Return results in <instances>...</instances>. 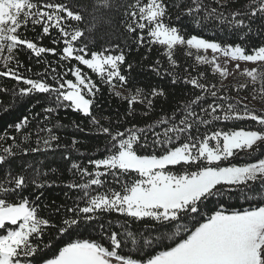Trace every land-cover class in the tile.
I'll return each mask as SVG.
<instances>
[{"label": "snow or ice", "instance_id": "obj_1", "mask_svg": "<svg viewBox=\"0 0 264 264\" xmlns=\"http://www.w3.org/2000/svg\"><path fill=\"white\" fill-rule=\"evenodd\" d=\"M100 23L122 44L93 50ZM29 25L41 27L38 41L55 30L52 44L62 48L33 42ZM133 47L145 49L144 60L155 49L148 70L190 86L189 98L143 126L121 129L110 118L105 126L93 113L103 87L127 101L124 120L136 105L148 116L167 99L162 87H127ZM26 50L38 64L42 54L58 59L32 78L19 71L17 52ZM178 52L193 63L182 66ZM0 66V77L23 85L11 90L14 103L37 94L47 101L8 126L23 133L19 142L0 134V264H264V113L239 95L250 89L264 101V0H0ZM230 76L245 81L226 84ZM68 109L90 118L89 134L105 137L86 163L80 142L62 145L54 131L67 127L52 121ZM58 150L74 177L62 185L43 159H21ZM54 185L68 189L64 203L42 201Z\"/></svg>", "mask_w": 264, "mask_h": 264}, {"label": "trees", "instance_id": "obj_2", "mask_svg": "<svg viewBox=\"0 0 264 264\" xmlns=\"http://www.w3.org/2000/svg\"><path fill=\"white\" fill-rule=\"evenodd\" d=\"M79 2L87 4L89 6L91 5V0H79ZM243 2L244 0H241V3ZM113 15L119 17V14L117 13H113ZM87 19L88 17L86 14V20ZM114 23H117L118 26V20L114 21ZM80 26L84 27L83 24H81ZM41 31L42 29L40 26L37 25L35 27V31H32V26L29 25L28 30L24 32V34L29 39H32L33 42L38 43L39 46L49 47V48L56 47L58 51L60 48H62V44L61 45L52 44V39L57 35L55 30H52L51 36H46L44 37L43 40H39V41L36 40L35 38L40 34ZM120 31L122 32L123 30L121 29ZM189 31H192L191 27H189ZM109 32H114V30L111 29L107 24L100 23L96 31L91 34V36L95 38L96 43L94 46H90V47H93V50H98L101 46H103L105 43L109 41L113 44L116 43L122 44V39L118 37V34L116 38H113L112 36L107 35V33ZM88 35L89 34L86 33V36ZM101 37H103V39H101ZM208 38H212V37L209 36ZM85 42L87 41L85 40ZM251 42L252 44H257L260 41L256 40L255 38H252ZM144 54H145V49L141 48L139 51H137L135 47H133L131 52L127 53V62L132 63L134 65L130 74L125 71L126 75H130V81L127 87L132 88L133 90L136 87H141L144 88L145 90H150L152 87H157V86L162 87L167 93V99L163 97L158 98L155 102V109H156L155 112L150 113L148 116L142 115L141 106L136 105L137 113L135 117L124 120L122 118L125 116L128 108L127 101H123L117 97L110 96L108 94V89L106 87H103L102 93L96 101L99 107L94 108L93 113L94 115H96L98 118L101 119V123H103L105 126H108V119L105 118H110L113 124H115V121L117 119H121V124H120L121 129H123L124 127H128L131 124H137L143 126L146 123H150L151 121L156 120L161 115V109H163L164 112H171V110L174 109L178 103L183 102L184 100L189 98L185 96V93L191 92L190 86H185L180 83L172 84L168 77L161 79L148 70V65L152 64L158 56V53L155 49L152 51V53L150 54L147 60L143 59ZM5 55H7V53H5ZM17 58L24 65V67L19 69V71L24 73L26 76H30L32 78H36L35 73L44 70V68L47 66L45 61H55L58 59V57L53 56L50 53L42 54V58H40L41 62L38 64L36 62L38 58H36L34 54H31L30 50L18 51ZM177 59L181 62L182 66L185 64V62H187L188 64L193 63L192 59L185 57L181 52L177 53ZM12 66L15 67V64L13 63ZM81 67L83 68V66ZM165 67H167L166 63H165ZM28 68H31L32 71L27 72L26 69ZM0 70H3L2 66H0ZM57 70L61 72L64 71V69L62 68H58ZM201 70L207 72L208 80L215 82L218 79V77H214L211 75L210 69H208L207 66H203ZM89 75H92L93 79H96L94 74L89 72ZM67 78L74 79L71 75H69ZM225 83L236 84L234 81L231 82L225 81ZM22 86H23L22 84L17 85V83L11 78L0 77V87L9 90L7 92L0 91V134H2L5 130H7L10 135L16 136L18 142L20 141L23 133L17 135L14 132V130L10 129L8 126L16 123L23 116L29 115V109H31L32 113H36V112H40L41 108L47 106V101L45 100V94H37L36 96L26 98L23 103H14V98L11 90L13 88H18ZM231 95L236 96L237 93L232 92ZM239 95L247 96L248 101L246 102L249 103L251 107L264 113V111L260 110L253 103L250 89L241 91ZM37 100H39L40 103L36 104L35 108H32L31 105L35 104ZM4 109H7V111H5ZM89 119L90 118L84 117L80 113L68 109V110L59 111L58 115L54 117L52 121V123H55L57 120H59L61 124L67 125V127L64 128L54 129L55 133L60 137L59 143H61L62 145L70 146L72 138L75 137L80 142L77 145V147L80 149L81 152L85 153V155L81 158L85 163L87 162L88 154H95V150L98 147H102L105 142V137L89 134V129L91 127L89 123ZM73 122L80 124V126L84 128L85 131L81 132L73 128L71 126ZM34 130H35V123L33 122V124L30 125L29 128L24 129L23 132H29ZM34 140L35 137L33 136L32 137L33 142L31 143L30 146H35ZM11 143L12 141L9 140L7 141V143H5V146H8ZM25 146L27 147L29 145L26 144ZM62 151L63 150H58L55 153L49 152L46 157L40 156L39 154H33L32 156H28V157H21V159H43L44 160L43 166L45 169H49V168L57 169L56 173L50 174L48 178L51 180H55L57 181V184L62 185V183L70 182L71 180L74 179V177L68 171L71 160L65 161L61 159ZM71 158L76 159L77 154L75 152L71 153ZM67 191L68 189L63 186L54 185L51 188H46L44 189L45 195L44 197H42V201L49 204L53 200L56 201L57 204L64 203L66 201V197L64 193ZM75 194L76 193L74 191L69 192L70 196H74ZM41 215H47V212L41 211Z\"/></svg>", "mask_w": 264, "mask_h": 264}, {"label": "rangeland", "instance_id": "obj_3", "mask_svg": "<svg viewBox=\"0 0 264 264\" xmlns=\"http://www.w3.org/2000/svg\"><path fill=\"white\" fill-rule=\"evenodd\" d=\"M210 54V53H209ZM242 67H244V65L242 64L241 65ZM248 67H254L255 65H252V64H248L247 65ZM226 81H234L235 83H242L245 81V77H242V76H236V77H233V76H230ZM253 103L262 111H264V101H261L259 99H256V100H253Z\"/></svg>", "mask_w": 264, "mask_h": 264}]
</instances>
